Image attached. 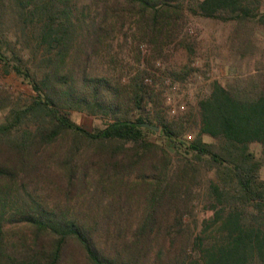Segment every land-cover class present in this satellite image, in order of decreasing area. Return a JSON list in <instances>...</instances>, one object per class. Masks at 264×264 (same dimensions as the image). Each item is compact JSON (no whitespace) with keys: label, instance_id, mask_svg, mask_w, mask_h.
I'll use <instances>...</instances> for the list:
<instances>
[{"label":"trees","instance_id":"trees-1","mask_svg":"<svg viewBox=\"0 0 264 264\" xmlns=\"http://www.w3.org/2000/svg\"><path fill=\"white\" fill-rule=\"evenodd\" d=\"M173 1L0 0V61L32 94L22 107L0 102V111H8L0 123V264H264L261 75L213 80L209 94L197 102L199 131L186 140L164 122L155 102V114L146 111L152 92L143 82L145 71L133 77L125 101L111 79L87 72L112 32L107 23L119 21L123 28L134 19L141 38L171 41L185 16ZM263 2L191 0L188 10L222 21L264 22V12L257 13ZM8 23L24 39L21 50L8 41ZM239 43L243 49L246 40ZM84 108L111 121L87 130L69 113ZM33 120L35 125L25 126ZM145 123L159 127L173 154L153 148L150 134L156 131ZM203 135L212 141H203ZM66 136L94 145L97 160L68 162L65 173L55 176L49 155L37 149ZM255 142L261 157L250 152ZM72 158L67 155V161ZM201 170L212 175L205 186L210 208L197 229L196 185L186 180L189 171ZM133 175L145 191L139 213L129 201ZM54 179L64 203L49 193ZM77 186L91 189L92 213L70 205ZM104 188L119 191L107 197Z\"/></svg>","mask_w":264,"mask_h":264},{"label":"rangeland","instance_id":"rangeland-1","mask_svg":"<svg viewBox=\"0 0 264 264\" xmlns=\"http://www.w3.org/2000/svg\"><path fill=\"white\" fill-rule=\"evenodd\" d=\"M190 1L172 2L182 5L185 16L178 35L171 41L166 36H163L162 41L153 39L151 42L148 38H141L136 33L138 30L134 19H128L123 28L119 21L114 24L105 23L107 30L112 32L87 67L90 75L111 79L124 101L128 100L131 90L129 85L133 77L138 71H145L143 82L148 84L152 92L151 101L145 105L146 111L152 117L155 114L152 104L155 102L156 110L162 115L164 122L174 127L186 140L194 138L199 131L196 120L197 102L209 94L213 80L226 83L256 73L264 79V22L239 23L235 20L222 21L193 15L188 10ZM261 12H264V2L257 9V13ZM5 28L8 30L6 32L11 34L8 41L11 39L9 42L15 45L16 50H21L25 42L22 35L17 33L15 24L8 23ZM14 34L17 36L14 37ZM240 38L246 40L243 49L239 48ZM31 96L27 83L17 76L5 61H0V102L8 104L9 108L22 107L30 102ZM7 113V110L0 111V123L5 120ZM69 113L73 121L90 131L111 121L108 115L91 112L85 108L80 111L71 109ZM134 115L132 112L131 116ZM187 115L192 118L188 119ZM35 123V120L29 121L25 126L31 127ZM159 130L158 127L155 134H150V139L157 144L153 148H166L173 154L172 143L165 140ZM202 139L205 142L212 141L207 135H203ZM248 147L251 153L261 157V147L258 143H251ZM97 152L98 149L87 140L74 141L71 136L59 138L55 145H50L48 148L37 149L38 155L40 153L49 155L47 159L55 176L65 173L68 162L92 165L90 162L97 160L94 158ZM67 155L69 159L73 156L72 161H67ZM260 172L264 177V164ZM211 176L203 170L195 174L189 171L187 174L186 182L190 186L192 182L196 185L193 188V194L196 195L193 211L198 220L197 229L202 227L201 219L208 214L205 210L210 208L205 195V186ZM146 180L150 183L149 178ZM129 182L134 187L133 190H129L131 210L139 213L145 202V191L141 193L142 186H138L139 181L135 180L134 175ZM54 183L55 179L49 184L51 188L49 193L53 198H62L61 202L64 203V195H59L60 192L54 188ZM104 189L107 191V197H116L119 191V189H114L116 192L110 188ZM90 197L91 189L77 186L73 189V196L69 202L74 208L76 206L78 211L92 213L94 205L89 203Z\"/></svg>","mask_w":264,"mask_h":264},{"label":"water","instance_id":"water-1","mask_svg":"<svg viewBox=\"0 0 264 264\" xmlns=\"http://www.w3.org/2000/svg\"><path fill=\"white\" fill-rule=\"evenodd\" d=\"M146 126H148L149 128H152L153 130L157 131L158 130V126H154L148 123H145Z\"/></svg>","mask_w":264,"mask_h":264}]
</instances>
